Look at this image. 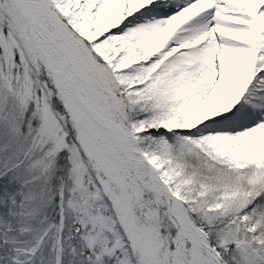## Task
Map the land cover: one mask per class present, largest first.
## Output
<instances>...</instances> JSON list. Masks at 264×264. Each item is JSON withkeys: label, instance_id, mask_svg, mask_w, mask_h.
<instances>
[{"label": "snow or ice", "instance_id": "1", "mask_svg": "<svg viewBox=\"0 0 264 264\" xmlns=\"http://www.w3.org/2000/svg\"><path fill=\"white\" fill-rule=\"evenodd\" d=\"M0 264H264V0H0Z\"/></svg>", "mask_w": 264, "mask_h": 264}]
</instances>
